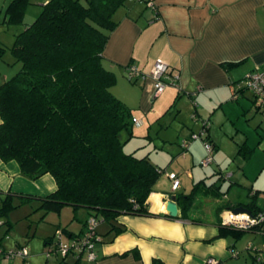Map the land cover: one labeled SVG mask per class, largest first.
Masks as SVG:
<instances>
[{
  "label": "trees",
  "instance_id": "16d2710c",
  "mask_svg": "<svg viewBox=\"0 0 264 264\" xmlns=\"http://www.w3.org/2000/svg\"><path fill=\"white\" fill-rule=\"evenodd\" d=\"M125 1L47 0L37 18L14 35L9 52L21 68L0 84V160L15 162L30 181L51 176L56 189L44 197L4 193L0 197V218L8 217L16 208L12 204L16 198L21 203H39L38 209L44 214L63 206L74 211L83 209L89 216L87 220L95 217L106 224L105 236L112 233L114 237L124 231L116 223L122 215L169 218L149 212L148 199L162 170L148 156L124 152L133 137V113L112 94L116 76L104 66L103 51L117 26L113 16ZM29 4V0H11L3 22L23 25ZM6 51L0 45V60ZM178 96L169 109L175 108ZM196 136L195 140L210 145L213 153L207 128ZM189 143L182 148L184 151ZM251 151L242 145L238 152L248 159ZM179 189L180 183L169 195L176 197L180 209V216L173 220L197 222L188 217L196 199L224 195L215 183L207 186L203 180L195 183L187 195L177 193ZM256 198L255 192L243 205L253 215L264 211ZM218 220L219 237L239 240L243 233H252L261 235L264 242V228L260 226L243 231L222 226L220 217ZM6 226L4 236L11 229L9 224ZM83 231L76 235L66 228L61 230L69 239ZM95 232L99 241L97 229ZM252 261L264 264V252L252 254ZM153 264L162 263L154 260Z\"/></svg>",
  "mask_w": 264,
  "mask_h": 264
},
{
  "label": "crops",
  "instance_id": "0c3cea01",
  "mask_svg": "<svg viewBox=\"0 0 264 264\" xmlns=\"http://www.w3.org/2000/svg\"><path fill=\"white\" fill-rule=\"evenodd\" d=\"M113 19L117 26L108 38L103 58L106 69L115 74L116 84L117 76L124 81L126 70L131 67L145 76L142 81L131 83V89H135L134 85L139 86L143 90L142 95L147 94V90L154 96V82L148 75L152 65L161 62L170 67L171 73L167 77L178 90L173 102L179 95V99L185 96L195 103L196 93L197 98L206 94L209 100L216 101L219 106L239 105L241 116L246 121H251L252 117L259 114L263 119H260V123L257 121L255 139L249 141L243 136L242 144L235 143L236 155L242 157L245 164L243 177L246 181L253 177V184L242 199L239 195L236 202L227 200L215 205L212 210L214 220L208 217L193 219L189 214L188 217L197 222L122 215L116 223L124 227V231L114 237L112 233L105 236L108 227H102L104 225L100 222L97 226L99 241L94 247L95 261L92 264H153L154 260L162 264H207L208 259L229 264L233 262L231 260L239 258L241 253L237 251L238 240L219 237L216 223L220 213L244 207L249 195L255 192L258 206L264 208V199H260V194H264V109H256L253 95L244 84L247 75L257 69H264V0H126L115 11ZM224 63L238 64L225 68ZM242 99L249 102V108L248 104L241 106ZM193 106V115L197 116L195 104ZM208 138L212 142L213 152L217 151L209 134ZM242 145L252 150L248 159L238 152ZM217 175L221 177L220 173ZM243 183L239 180L231 182L226 190L229 191L232 186L238 192L247 190ZM215 184L222 192L221 185ZM55 189L51 176L45 175L30 181L22 176L15 162L4 163L0 160L1 198L8 192L44 197ZM169 195L152 193L148 199L149 212L165 215L163 206L168 201L165 197L169 199ZM221 198L226 200L227 195L222 194ZM203 199L210 205L207 207L213 206L211 198ZM219 208L221 211L217 215ZM88 217L81 221V228L76 232L64 228L77 235L84 230ZM11 220L10 217L0 218V239L7 229L6 224L11 226L2 238V250V243L13 231L14 223ZM53 238L45 239L43 246H50ZM17 247L25 248L20 242H17ZM17 258L19 261L14 264L28 263V256L26 261L19 256ZM62 263L64 261L60 260L59 264ZM250 264H253L252 254Z\"/></svg>",
  "mask_w": 264,
  "mask_h": 264
},
{
  "label": "rangeland",
  "instance_id": "374dc122",
  "mask_svg": "<svg viewBox=\"0 0 264 264\" xmlns=\"http://www.w3.org/2000/svg\"><path fill=\"white\" fill-rule=\"evenodd\" d=\"M10 1L0 0V45L7 49L0 60V84L13 77L21 68V64L16 62L9 52L14 35L37 18L42 5L47 0H29L30 4L26 7L21 26H9L3 22L4 11ZM163 81L167 83L166 88L154 99L152 92L148 93L146 90V96L142 95L143 90L139 86L134 85L135 89H131L130 86L133 87V85L126 77L123 81L117 76V84L111 89L112 94H115L114 96L118 99L121 97L120 99L132 109L133 118L141 123L139 127L134 126L133 137L126 143L123 150L127 154L134 153L138 157L148 156L149 161L162 170V174L153 187L155 194L167 196L172 193V181L168 178L170 174L176 175L180 183L177 193L184 195L189 194L193 185L202 179L207 185L220 184L221 193L225 192L224 194L227 195L226 200H223L221 196L218 199H212L213 206L209 208L207 206L210 205L204 202L206 199L197 198L189 213L193 219L208 217L209 220H214L212 210L215 205L227 200L236 202L239 195L242 199L253 184V177H249L247 181L243 177L242 171L245 164L242 157L236 155L235 143L242 144L243 136L249 141L255 139V129L263 118L259 114L252 117L251 121H246L245 117L241 116L239 105L219 106L216 101L209 100L206 94L199 95L197 98L198 93L195 94V103L184 96L179 99L175 108L169 109L178 90L172 86L167 76ZM240 102L241 106L248 104L247 108L250 107L246 99ZM193 104L196 106L197 116L193 115ZM204 128H207L208 134L217 146V151L212 153V162L207 167L201 166V162L208 156L203 142L189 139L191 136L200 135ZM188 141H190L189 151H184L181 146ZM216 172L220 173L221 177ZM237 180L244 182L247 190L242 189L238 192V189L233 186L229 191L226 190L228 184ZM260 199H264V194H260ZM165 200H168V197H165ZM12 204L16 208L6 218L12 219L14 227L9 237H6L2 243L4 250L3 253L0 252V264H14L15 261H19L14 254L19 251L17 242L25 246L29 264H59L60 256L55 254L47 256L49 246H43V241L54 237L51 246L53 247L58 243L60 234L61 241L68 243L69 238L62 234L61 228L78 231L87 212L83 209L73 212L71 207L63 206L58 211H49L44 214L41 209H38L39 203L34 201L21 203L18 199H14ZM202 213H204L203 216ZM102 225L106 227V224ZM238 239L237 251L241 254L229 264L237 262L250 264V254L264 252L261 235L243 233ZM66 262H71V258H68Z\"/></svg>",
  "mask_w": 264,
  "mask_h": 264
},
{
  "label": "built area",
  "instance_id": "2783aa9c",
  "mask_svg": "<svg viewBox=\"0 0 264 264\" xmlns=\"http://www.w3.org/2000/svg\"><path fill=\"white\" fill-rule=\"evenodd\" d=\"M170 72V67L161 62H156L152 66L150 74L148 75L154 82V98L160 95L166 88V82L163 81L164 77ZM126 78L130 82L144 79L145 76L141 75L134 68H128L125 72ZM245 87L251 91L254 96V103L256 107H264V70L257 69L254 72L247 75L244 81ZM141 123L134 119V126L139 127ZM193 140L198 139V136H193ZM188 142H184L182 148L187 147ZM204 149L207 153V157L201 162L202 167H207L212 162V148L208 144H204ZM169 180L172 181L171 190L174 192L179 188V182L174 174L168 176ZM220 223L222 226L229 227L236 230H250L253 227L260 226L264 228V211L256 215L251 216L246 214H233L231 210H224L220 213ZM99 224L98 219L90 217L81 235L69 239L68 243L61 241V235L59 234V241L53 247L52 244L49 246L48 255L55 254L60 256L61 260L65 264H92L95 261L94 247L98 238L96 237V229ZM261 232L260 230H257ZM19 256L22 260L26 261L28 256L25 248H20L19 251L14 253ZM71 258V262L67 263L66 260ZM28 264V263H24ZM207 264H220L216 259H208Z\"/></svg>",
  "mask_w": 264,
  "mask_h": 264
},
{
  "label": "water",
  "instance_id": "95a60500",
  "mask_svg": "<svg viewBox=\"0 0 264 264\" xmlns=\"http://www.w3.org/2000/svg\"><path fill=\"white\" fill-rule=\"evenodd\" d=\"M233 214H246V215H249L251 216V212L250 210H248L247 208L245 207H238V208H235L231 211ZM163 213L171 218V219H175L178 215V208H177V204H176V197L175 196H171L169 197L168 201H166L164 203V206H163Z\"/></svg>",
  "mask_w": 264,
  "mask_h": 264
}]
</instances>
